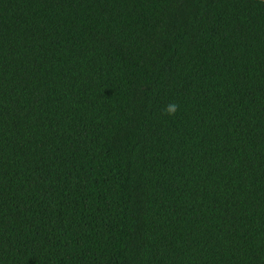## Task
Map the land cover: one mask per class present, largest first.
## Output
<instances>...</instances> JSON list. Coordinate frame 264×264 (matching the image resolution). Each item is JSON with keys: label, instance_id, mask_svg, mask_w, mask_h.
Instances as JSON below:
<instances>
[{"label": "trees", "instance_id": "16d2710c", "mask_svg": "<svg viewBox=\"0 0 264 264\" xmlns=\"http://www.w3.org/2000/svg\"><path fill=\"white\" fill-rule=\"evenodd\" d=\"M0 264H264V0H0Z\"/></svg>", "mask_w": 264, "mask_h": 264}, {"label": "clouds", "instance_id": "9594fccd", "mask_svg": "<svg viewBox=\"0 0 264 264\" xmlns=\"http://www.w3.org/2000/svg\"><path fill=\"white\" fill-rule=\"evenodd\" d=\"M178 110V105L175 104V103H170L168 104L166 107H165V112L168 114V115H175V113L177 112Z\"/></svg>", "mask_w": 264, "mask_h": 264}]
</instances>
